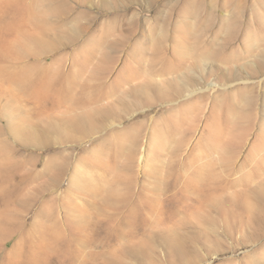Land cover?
<instances>
[{"label": "rangeland", "instance_id": "rangeland-1", "mask_svg": "<svg viewBox=\"0 0 264 264\" xmlns=\"http://www.w3.org/2000/svg\"><path fill=\"white\" fill-rule=\"evenodd\" d=\"M0 0V264H264V0Z\"/></svg>", "mask_w": 264, "mask_h": 264}, {"label": "bare ground", "instance_id": "bare-ground-1", "mask_svg": "<svg viewBox=\"0 0 264 264\" xmlns=\"http://www.w3.org/2000/svg\"><path fill=\"white\" fill-rule=\"evenodd\" d=\"M49 1H50V0H49ZM49 1H48V2H49Z\"/></svg>", "mask_w": 264, "mask_h": 264}]
</instances>
